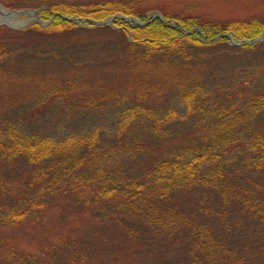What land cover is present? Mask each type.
<instances>
[{
  "label": "trees",
  "instance_id": "16d2710c",
  "mask_svg": "<svg viewBox=\"0 0 264 264\" xmlns=\"http://www.w3.org/2000/svg\"><path fill=\"white\" fill-rule=\"evenodd\" d=\"M151 1L160 0L0 1L8 9L36 7L47 21L23 29L0 25V228L37 223L54 207L66 225L77 217L56 241L46 238L39 253L19 250L14 235L0 233L8 264H95L97 250L83 234L108 221L111 236L140 228L171 235L191 252L188 264H264V84L231 98L211 73L195 71L235 51L264 55V0H240L249 13L226 21L159 8L163 18L152 17ZM111 17L113 27L87 30L109 37L88 45L63 40L86 30L74 18L90 24ZM229 36L240 45H229ZM61 44L70 50L61 59L71 66L62 80L23 70L27 60H56ZM84 66L124 70L126 85L118 92L90 80L78 72ZM169 82L183 118L196 116L202 133L184 131L173 141L172 124L181 115L148 99ZM56 103L71 128L43 127ZM111 105L114 129L77 126L80 112ZM169 136L171 143L153 142Z\"/></svg>",
  "mask_w": 264,
  "mask_h": 264
},
{
  "label": "rangeland",
  "instance_id": "374dc122",
  "mask_svg": "<svg viewBox=\"0 0 264 264\" xmlns=\"http://www.w3.org/2000/svg\"><path fill=\"white\" fill-rule=\"evenodd\" d=\"M5 1L12 2L15 0ZM0 5L2 6V8H6L1 3ZM151 5L153 6V8L149 12H152V14H159L160 17L158 18L160 19H162L163 16L159 12V9L170 13H190L193 15H198L201 19L212 21H226L234 18L244 17L249 13L248 10L243 8L244 4L242 5L240 0H174L169 2L160 0L151 1L149 6ZM20 9L37 10L36 7H26ZM135 19L140 22V24L138 25L144 24L141 20L137 18ZM73 20L86 30L75 31L74 34L63 38V40L77 39L82 42L81 44H86L89 42H93L94 40L103 39L107 36V34H111L110 32L95 33L94 31H87L89 29H92V24L95 23L90 22V24H88V21L84 18H74ZM35 22H38L41 25L47 24L46 20L39 17L38 10L34 15L26 13L7 17L0 14V25H5L6 27L11 29H23ZM112 22L107 25L113 27ZM128 22L133 23L131 21ZM173 22L175 21L173 20ZM240 43L241 41H237L233 39V37L232 39L228 40L229 45H240ZM61 46V50L55 49L57 55L54 58H56V60H50V58H42L44 59L41 61L42 63H38L40 60H25L26 62L21 63L23 70L28 71L31 77H34L35 75H44V77L51 76L53 81L62 80L64 76L70 72L71 66L67 64V60H62L63 58H67V55L69 58L68 53L70 50L66 46H63V44H61ZM71 51L74 52L73 49H71ZM59 53H62L64 57H60L61 55H59ZM87 53H89L90 55H94L95 50L89 49ZM248 54L250 53H240L239 51H235L234 54H223L218 58L217 61L207 62L208 64H202L195 71L206 70L208 75L209 73H211V77L215 79L214 82L219 85L218 88L220 89V93H222V90L226 89V91L229 92L231 98H239L241 94L247 93L248 90L251 89L248 92L250 93L254 89V87L264 84V55H260V53H252V55ZM77 69L79 73H82V75L90 78V80L100 79L98 81L99 83L106 86L109 85V87H115L118 92H121L126 85L124 70L113 72L110 68L96 70L91 67L89 69L87 68V66L78 67ZM104 76L108 77L104 78ZM47 78L50 79V77ZM158 80L160 81L159 78L157 79V81ZM175 89L176 87L171 86L170 83L164 86L161 93L151 94L148 96V99L150 101H154L156 105L162 104L163 106L167 107H176L178 113L182 118L172 124L174 132L172 136L177 135L173 138V141L178 142L180 141V138H182V132H191L192 130L197 129V133L200 134L203 132V129L200 125L201 122L198 121V118L196 116L183 118L182 115L184 114L185 109L181 102L178 101V98L175 96ZM116 109L117 108L113 105L109 106L105 110H97L93 108L89 111L80 112V114H78L74 119L77 123V126L89 127L91 125L99 124L103 127L108 128L110 131L111 129L115 128L114 122L116 121ZM49 110L50 111L44 117H42L44 121L43 127H45V129L53 130L61 123H66V125L71 128L69 124L70 119H63V117L61 116L63 114L62 105L56 103ZM67 129L68 128L66 127V130ZM171 138L172 137L169 136L165 137L162 140V138L157 137L154 138L153 142L159 144L163 141L171 143ZM61 213L63 212L54 207L46 211L44 213V216L37 223H25L24 225L16 228H0V233L14 235L16 240H18L17 248L19 250H27L28 252L32 253H39L38 251L42 244H44L47 240L46 238H49L51 243L56 241L55 235H57L58 233L66 234L71 223L69 221L77 220L76 216H70L69 221L66 222V225L64 224L66 219H62L63 217L59 216L61 215ZM83 219L88 218L83 215L81 216V219L79 221L82 222ZM108 222L109 223L95 222V229H93L91 233H89V235L83 234V237L87 241L88 245L91 247L95 246L93 249L94 251L95 249L97 250L96 252H91V254L94 256L92 258H97V260H94V263L96 262L95 264L189 263L187 259L189 258L191 252L188 251L187 248L183 247L181 243H173L171 241V235H168L165 232H152L151 230L146 231L145 229L140 228L137 229L135 233H131L130 236H111V233L112 231H114L115 227H113V225L111 224L112 222ZM121 230L124 231L125 228L123 227ZM77 233V235L82 236V233ZM103 238L105 239V241H103ZM98 244L100 245L98 246ZM101 256H103V258H101ZM0 257L1 264H8L2 258L1 253Z\"/></svg>",
  "mask_w": 264,
  "mask_h": 264
},
{
  "label": "water",
  "instance_id": "95a60500",
  "mask_svg": "<svg viewBox=\"0 0 264 264\" xmlns=\"http://www.w3.org/2000/svg\"><path fill=\"white\" fill-rule=\"evenodd\" d=\"M37 10H29V9H16V10H11V9H5L0 7V14L7 16V17H11L14 16L16 14H26V13H30L32 15L36 14ZM119 17H123L125 20L127 21H131L135 24H140L139 21H137L135 18L133 17H127V16H123V15H117ZM152 17H160L159 14H153ZM89 22H94L95 24H99V25H107L110 24L114 18L111 17L110 19H106V20H101V21H95L93 19H88ZM229 39H232L231 36H229Z\"/></svg>",
  "mask_w": 264,
  "mask_h": 264
}]
</instances>
